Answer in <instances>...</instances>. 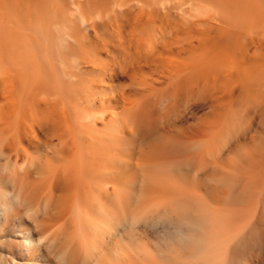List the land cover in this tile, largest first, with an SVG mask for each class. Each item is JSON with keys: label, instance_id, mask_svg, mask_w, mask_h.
I'll use <instances>...</instances> for the list:
<instances>
[{"label": "bare ground", "instance_id": "bare-ground-1", "mask_svg": "<svg viewBox=\"0 0 264 264\" xmlns=\"http://www.w3.org/2000/svg\"><path fill=\"white\" fill-rule=\"evenodd\" d=\"M0 264H264V0H0Z\"/></svg>", "mask_w": 264, "mask_h": 264}]
</instances>
